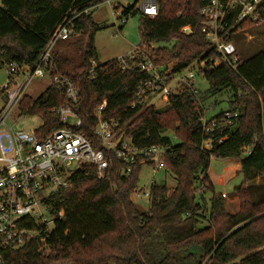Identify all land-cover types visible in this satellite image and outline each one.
I'll use <instances>...</instances> for the list:
<instances>
[{"label": "trees", "instance_id": "obj_1", "mask_svg": "<svg viewBox=\"0 0 264 264\" xmlns=\"http://www.w3.org/2000/svg\"><path fill=\"white\" fill-rule=\"evenodd\" d=\"M102 1L0 0V69L15 61L32 65L72 10L82 11ZM201 6V0H159L155 17H141L139 46L156 67L170 66L173 73H180L194 62H205L197 73L207 82L204 90L198 85L199 99L182 84L169 95L163 110L154 105L130 106L138 84L149 77L144 71H122L112 59L100 63L95 78H89L99 27L91 13L75 18L73 35L79 39L74 50L80 61L69 51L54 53L57 71L74 77L81 91L77 108L83 123L80 132L95 147H101L96 135L97 110L106 99L103 118L118 121L119 136L131 139L139 148H166L164 170L176 184L169 194L166 181L154 182L150 207L144 211L132 199L142 164L136 162L124 173L128 165L106 150L112 158L109 177L99 178L94 164H82L70 185L50 198L56 215L51 238L45 244L32 239L9 249L5 254L9 263L264 264V196L251 197V187L264 177V49L248 57L239 52L242 62L238 69L224 64L211 67L218 55L202 32ZM131 7H125L126 18ZM185 26L192 31L184 32ZM256 28L264 32V27L245 20L234 31ZM159 42L172 43V47L153 46ZM224 92L228 95L227 110H238L240 115L231 124L221 123L205 131L201 121L205 110L208 114L210 105L214 108L220 103L217 98L210 99ZM67 102L64 91L51 85L37 98L25 96L19 109L22 114L43 118L36 132L44 139L60 127L52 108ZM225 110L210 118L220 119ZM206 142H210L209 148ZM249 147L252 151L247 154ZM213 157L241 161L243 180L234 188L241 201L237 213L227 211L224 197L210 180ZM208 192L212 196L207 202ZM25 223L29 228L37 227L31 218Z\"/></svg>", "mask_w": 264, "mask_h": 264}, {"label": "built area", "instance_id": "obj_2", "mask_svg": "<svg viewBox=\"0 0 264 264\" xmlns=\"http://www.w3.org/2000/svg\"><path fill=\"white\" fill-rule=\"evenodd\" d=\"M201 2L199 13L203 17L202 32L218 55L211 67L224 64L238 69L242 61L233 37L244 31L234 29L245 20L258 25L264 24V0ZM132 5L128 15L140 11L142 15L155 17L159 13V0H136ZM186 7H183L180 14L185 12ZM120 8L119 5H114V16L122 19V26L126 24V19L123 18L125 8H121V12ZM91 9L92 7L82 11L72 10L55 29L32 65L15 61L5 66L8 76L6 83L0 88L3 99L0 105V264H11L5 256L9 249L24 246L32 239L45 244L51 238L56 215L51 211L50 198L70 185L71 177L82 164H94L99 178L109 177L108 169L112 158L107 156L106 150L128 165L124 173H129L131 165L136 162L150 164L154 170L164 169L165 147L151 145L139 148L123 135L119 142L121 129H116L118 121L103 118L107 108L106 99L97 110L96 135L102 142L101 147H95L80 132L83 123L77 108L81 101V91L74 77L57 71L54 47L56 41L71 38L75 18L83 12L89 14ZM182 30L187 33L192 31L190 26H185ZM114 59L122 71H144L149 76L134 91L130 105L132 108L153 105L150 99L157 97L168 99L176 86L182 84L188 86L197 99L200 97L197 72L192 65L187 67L186 74L173 73L170 66L166 69L156 67L149 54L139 45ZM99 66L100 63L92 59L88 72L90 79L95 78ZM45 76L50 78L49 86L54 85L64 91L68 102L52 108V112L59 117L60 127L42 139L36 132L38 127L33 130L15 129L8 123V119L19 108L23 98L29 95L26 90L31 80ZM208 108L212 109L213 105ZM205 111L201 118L205 131H211L221 123L231 124L240 115L238 110L226 109L218 119L210 118L207 110ZM205 146L209 148L210 142H206ZM251 151L252 148L249 147L246 153ZM75 162L78 167L69 169ZM137 195L140 196L139 193ZM145 195L150 198V192ZM62 216L63 212H60L58 217ZM28 218L34 220L36 228L26 226Z\"/></svg>", "mask_w": 264, "mask_h": 264}, {"label": "rangeland", "instance_id": "obj_3", "mask_svg": "<svg viewBox=\"0 0 264 264\" xmlns=\"http://www.w3.org/2000/svg\"><path fill=\"white\" fill-rule=\"evenodd\" d=\"M135 2L136 0H111L110 2L108 0H104L92 7L90 11L92 19L99 27V30L94 36V49L96 53L95 59L99 63L102 64L119 57L120 55L126 54L134 49L137 45L142 43L139 30L140 20L142 17V13L140 11H136L135 14L130 15L128 18L124 16L123 18L126 19V24L121 29L120 26L122 24V19L116 18L114 16V5H119L121 8H125ZM258 27H264V24L258 25ZM78 36L79 35H72L68 40L56 41L54 51H69L71 52V56H73L77 62L80 61L81 57L79 53L74 50V47L76 46V43L79 39ZM234 39L236 40L240 55L242 57L251 56L264 49V32L259 31L257 28L244 31L242 36L241 34H238ZM153 46L172 47V43L159 42L154 43ZM191 65L198 73V68L202 65V63L194 62ZM186 73L187 70H184L183 74ZM7 76L8 73L6 68L2 67L0 69V88L6 83ZM49 84V76L34 77L26 91L30 96L37 98L48 88ZM197 84L202 90L207 87V82L198 74ZM216 98L220 103L208 111L209 117L220 113L229 106L227 101L228 95L226 92L218 95L217 97H211L210 100L213 101ZM150 101H152L153 105L159 110H163L168 106V99L165 98L157 97L155 99H150ZM2 103L3 99L0 92V105H2ZM8 123L11 126H14L15 129L33 130L43 123V118L39 115L22 114L20 109L16 108L13 111L10 119H8ZM165 133L170 132L167 131ZM175 142H177V140H175ZM230 161L231 160H229V158L213 157L210 165V168H212V178L210 180L217 192L221 193L222 196L224 193L226 194V196H223L226 203V209L228 212L234 214L237 213L241 207V201L239 197L235 195L234 188L236 185L242 182L243 176L235 163H231L227 166V163H230ZM77 167L78 164L75 162L69 167V169L73 170ZM164 181L167 182L170 194L176 184L175 178L172 175L167 174L164 169L160 168L159 170H154L153 166L144 163L142 165L140 183L137 188V192L132 195L133 201L142 210L147 211L150 207V198L146 196L145 193L150 192L151 186L154 182L161 183ZM263 184L264 177H261L251 187V197L253 199H260L264 196V188H262ZM200 191L201 189L198 185V194H200ZM137 193H139L140 196H138ZM211 196V192L205 194V199L207 202ZM206 223L207 222L205 221L203 225H206Z\"/></svg>", "mask_w": 264, "mask_h": 264}, {"label": "crops", "instance_id": "obj_4", "mask_svg": "<svg viewBox=\"0 0 264 264\" xmlns=\"http://www.w3.org/2000/svg\"><path fill=\"white\" fill-rule=\"evenodd\" d=\"M229 160H231V161H230V163H227V166L230 165L231 163H235V165L239 168V170L241 169V161H240V159H238V158H229ZM227 166H225V167H227ZM211 172H212V168H210L209 171H208V175H209L210 179L212 178Z\"/></svg>", "mask_w": 264, "mask_h": 264}, {"label": "water", "instance_id": "obj_5", "mask_svg": "<svg viewBox=\"0 0 264 264\" xmlns=\"http://www.w3.org/2000/svg\"><path fill=\"white\" fill-rule=\"evenodd\" d=\"M122 137H123V136H120V138H119V142L122 140Z\"/></svg>", "mask_w": 264, "mask_h": 264}]
</instances>
